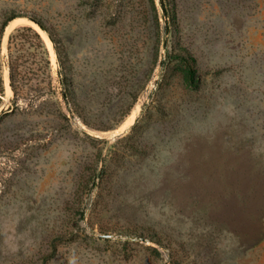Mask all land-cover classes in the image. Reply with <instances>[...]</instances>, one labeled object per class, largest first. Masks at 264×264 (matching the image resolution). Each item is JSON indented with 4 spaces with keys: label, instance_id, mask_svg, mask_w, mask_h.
Masks as SVG:
<instances>
[{
    "label": "rangeland",
    "instance_id": "374dc122",
    "mask_svg": "<svg viewBox=\"0 0 264 264\" xmlns=\"http://www.w3.org/2000/svg\"><path fill=\"white\" fill-rule=\"evenodd\" d=\"M171 2L0 0V264H264V0Z\"/></svg>",
    "mask_w": 264,
    "mask_h": 264
},
{
    "label": "trees",
    "instance_id": "16d2710c",
    "mask_svg": "<svg viewBox=\"0 0 264 264\" xmlns=\"http://www.w3.org/2000/svg\"><path fill=\"white\" fill-rule=\"evenodd\" d=\"M160 2H161V5L163 6V8L165 10V14H166V12L169 11L171 16H173V13H171V12H173V4H172L171 0H167V3L165 2V0H160ZM168 7H169V9H168ZM14 18H15V15H9L3 19V21L0 23V36L2 35L4 28L6 27L7 23L9 21H12ZM32 19H34L37 23H39L42 27H44L43 23L39 19H37V18H32ZM24 29L28 30V31L32 30L30 27H25ZM45 31L47 32L50 41L53 43V45H55V49L57 50V44H56L55 40L53 39V37H51V34L49 33V31L46 28H45ZM33 35L38 37L37 33H35V32H33ZM60 56H61V54L58 51L57 57H58V61H59V66H61V64H62ZM194 73H195V71L193 70V68L189 64H186V66L183 69V73H182L183 80L186 83H188V82L190 83L195 78ZM11 79H12V75H11ZM64 81L66 82L67 86L70 85L69 79H68L66 74L64 76ZM1 83H2V81H1V77H0V84Z\"/></svg>",
    "mask_w": 264,
    "mask_h": 264
},
{
    "label": "bare ground",
    "instance_id": "6f19581e",
    "mask_svg": "<svg viewBox=\"0 0 264 264\" xmlns=\"http://www.w3.org/2000/svg\"><path fill=\"white\" fill-rule=\"evenodd\" d=\"M20 22H25V21H22V20H19V19H13L12 21H10L9 22V24H8V26H7V28H6V31H10V29L11 28H13V27H15L18 23H20ZM26 22H28V21H26ZM30 22V21H29ZM30 23H32V22H30ZM35 25V24H34ZM6 33V32H5ZM48 41V40H47ZM50 47V46H49ZM129 121H130V119H129ZM128 121V122H129Z\"/></svg>",
    "mask_w": 264,
    "mask_h": 264
},
{
    "label": "water",
    "instance_id": "95a60500",
    "mask_svg": "<svg viewBox=\"0 0 264 264\" xmlns=\"http://www.w3.org/2000/svg\"><path fill=\"white\" fill-rule=\"evenodd\" d=\"M18 19H19V20H22V21H30V22L34 23L39 29H41V30L43 31L42 26H41L39 23H37V22H36L34 19H32V18L20 17V18H18ZM6 27H7V26H6ZM140 240L143 241L144 239L141 238Z\"/></svg>",
    "mask_w": 264,
    "mask_h": 264
}]
</instances>
